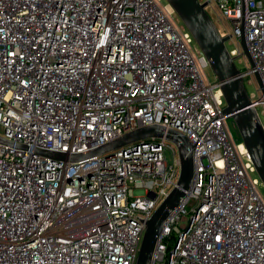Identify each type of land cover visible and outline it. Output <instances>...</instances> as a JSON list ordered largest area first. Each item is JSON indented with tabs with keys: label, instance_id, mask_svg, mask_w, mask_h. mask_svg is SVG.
I'll return each mask as SVG.
<instances>
[{
	"label": "built area",
	"instance_id": "1",
	"mask_svg": "<svg viewBox=\"0 0 264 264\" xmlns=\"http://www.w3.org/2000/svg\"><path fill=\"white\" fill-rule=\"evenodd\" d=\"M201 1L237 66L246 35L264 126V0ZM208 66L166 0H0V264H135L178 185V147L151 137L71 156L150 125L184 134L195 168L152 264H264L262 182Z\"/></svg>",
	"mask_w": 264,
	"mask_h": 264
},
{
	"label": "water",
	"instance_id": "2",
	"mask_svg": "<svg viewBox=\"0 0 264 264\" xmlns=\"http://www.w3.org/2000/svg\"><path fill=\"white\" fill-rule=\"evenodd\" d=\"M166 1L191 32L216 75L215 85L220 88L226 103L223 114L233 119L239 136L250 155L256 174L264 185V126L258 111L253 106L257 100L251 98L243 72L238 68L234 57L227 48L226 41H228L229 36L222 35L219 31L207 11V1ZM241 45L242 55H245L250 62L249 70L259 84V88L263 89L261 75L255 69V60L244 33L241 35ZM151 137H165L176 144L181 158V174L177 187L172 190L147 221L135 264H152L154 251L166 220L184 200L185 190H189L194 185V145L184 134L177 130H166L162 125H150L128 132L103 146L93 148L87 153L71 156L72 160L81 161L101 154L109 155L115 149L124 147L128 143H134L136 146L138 142L145 143ZM0 142H5V140L0 137ZM38 152L55 159L65 157L64 152L50 150H38Z\"/></svg>",
	"mask_w": 264,
	"mask_h": 264
},
{
	"label": "rangeland",
	"instance_id": "3",
	"mask_svg": "<svg viewBox=\"0 0 264 264\" xmlns=\"http://www.w3.org/2000/svg\"><path fill=\"white\" fill-rule=\"evenodd\" d=\"M211 5H213V3H211ZM208 12L211 13L210 7H208ZM211 16H212L213 19H215V14L214 13H211ZM220 30H221L222 33H224L223 29L220 28ZM227 44H228V47L230 49L234 46V45H231L229 43V41H228ZM242 57H243V61H244L243 63H240L238 58H237L236 62H237L238 67L240 69L246 70L247 68H249L250 62H249V60L247 59V57L245 55H242ZM201 69L208 76L209 80H211L212 82L214 80H216V77H215L216 75L214 74V72H213L212 68L210 67V65L208 67H201ZM245 82H246L247 90L249 91L250 94L256 93L258 91L259 84L255 81L253 74L247 75L245 77ZM261 109L262 108H259L260 111H261ZM262 119L264 121V116H262ZM227 125L231 128V130L234 132V134L238 137L239 133L237 131V128H236L232 118L229 117L227 119ZM167 155L169 156V152H167ZM259 188H260V191H261L262 195L264 196V185L261 184ZM193 204H194L193 201H189L187 206H186V208L190 209L193 206Z\"/></svg>",
	"mask_w": 264,
	"mask_h": 264
},
{
	"label": "snow or ice",
	"instance_id": "4",
	"mask_svg": "<svg viewBox=\"0 0 264 264\" xmlns=\"http://www.w3.org/2000/svg\"><path fill=\"white\" fill-rule=\"evenodd\" d=\"M217 239H219V237H217Z\"/></svg>",
	"mask_w": 264,
	"mask_h": 264
}]
</instances>
